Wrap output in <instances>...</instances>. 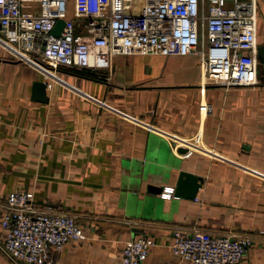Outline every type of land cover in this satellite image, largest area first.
I'll use <instances>...</instances> for the list:
<instances>
[{
  "label": "crops",
  "instance_id": "1",
  "mask_svg": "<svg viewBox=\"0 0 264 264\" xmlns=\"http://www.w3.org/2000/svg\"><path fill=\"white\" fill-rule=\"evenodd\" d=\"M20 1L37 13L38 0ZM254 1L258 47L264 0ZM201 72L193 55L125 54L110 69L45 74L0 46V213L21 190L37 210L72 214L84 235L54 264H122L123 243L140 235L154 244L139 264H188L168 249L175 227L257 234L240 264H264V67L257 55L245 87L200 88ZM179 170L201 179L193 198L174 193ZM0 264L14 263L0 250Z\"/></svg>",
  "mask_w": 264,
  "mask_h": 264
},
{
  "label": "built area",
  "instance_id": "2",
  "mask_svg": "<svg viewBox=\"0 0 264 264\" xmlns=\"http://www.w3.org/2000/svg\"><path fill=\"white\" fill-rule=\"evenodd\" d=\"M20 2L0 0V46L9 58L42 73L110 69V59L118 55L175 54L198 58L200 88L256 83L254 0H73L69 19V0H38L34 15L23 14ZM73 16L83 19L82 33ZM57 19L64 23L52 35ZM198 109L208 113L211 106L203 103ZM200 137V132L194 134L195 144ZM172 193L166 186L160 195L168 198ZM32 200L30 191L13 190L5 196L0 250L14 264H54L53 253L66 242L80 240L83 230L72 214L37 210ZM256 235L175 227L168 249L188 264H240ZM153 244L145 235L129 238L121 247V263L139 264Z\"/></svg>",
  "mask_w": 264,
  "mask_h": 264
},
{
  "label": "water",
  "instance_id": "3",
  "mask_svg": "<svg viewBox=\"0 0 264 264\" xmlns=\"http://www.w3.org/2000/svg\"><path fill=\"white\" fill-rule=\"evenodd\" d=\"M73 12H74V2L73 0H71V4L67 9L65 19H69L72 16ZM63 23H64V19H57L54 25L52 26L50 33L52 35H58ZM257 55L260 64L262 65V67H264V44H260L257 47ZM33 87L37 91L41 92L42 88L44 87V84L43 82H35L33 84ZM200 180L201 179L199 177L195 176L192 173L179 170L176 175L174 193L176 195L184 196L187 198H193L195 196L198 187H200V183H199ZM154 189L156 188H153L152 190ZM158 190L159 188H157L155 191Z\"/></svg>",
  "mask_w": 264,
  "mask_h": 264
},
{
  "label": "rangeland",
  "instance_id": "4",
  "mask_svg": "<svg viewBox=\"0 0 264 264\" xmlns=\"http://www.w3.org/2000/svg\"><path fill=\"white\" fill-rule=\"evenodd\" d=\"M70 4H71V0H69L68 7L70 6Z\"/></svg>",
  "mask_w": 264,
  "mask_h": 264
}]
</instances>
